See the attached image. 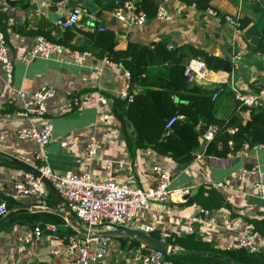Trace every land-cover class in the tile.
<instances>
[{
  "label": "crops",
  "instance_id": "1",
  "mask_svg": "<svg viewBox=\"0 0 264 264\" xmlns=\"http://www.w3.org/2000/svg\"><path fill=\"white\" fill-rule=\"evenodd\" d=\"M161 5L167 12L165 19H148L140 27H129L119 22L112 11H105L97 5L102 12L100 18L89 12L72 28L75 37L71 44L78 50L66 49L63 55L53 54L49 58H36L26 63L23 57L38 37L30 33L41 31L61 39L65 28L58 27L56 22L67 17L72 7L66 2L51 0H0V14L7 18L6 38L14 67L9 86L0 63V202L6 197L13 198L15 185L28 172L16 162L32 169L36 166L38 148L31 142L19 140L16 136L18 128L40 130L44 122H51L53 136L46 149V157L56 174L88 172L99 181L114 180L153 188L158 183L154 168L160 167L170 173L171 189H191L189 199L200 193L201 203L214 205L207 199L211 193H216L222 205L218 209L207 210L212 211L218 227H201L195 233L198 239L211 243L215 248L237 242L238 232L230 230L233 219L264 221V193L258 194L253 188L259 178L264 182L263 146L242 149L225 158H214L205 156L202 143L199 155L195 154L193 161L186 165H179L151 149H134L133 127L119 122L112 113L113 98H119L125 91L130 92L126 70L81 52L82 48L90 46V39L85 34L95 33L98 28L114 32L118 51H125L130 43L152 48L165 42L170 49L188 46L198 56L191 61L203 63L201 56H208L234 63L231 73L209 70L215 75L210 74L207 81L198 84L212 88L226 85L231 89L233 83L243 93L256 92L259 86L264 85V52L257 51L264 35V0H211L210 7L218 15L186 0H164ZM226 16L240 17L241 21H247V25L238 34L225 20ZM77 52L87 54L81 63L72 59ZM158 69L151 70L155 72ZM162 72L167 75L166 69ZM223 80L227 83H222ZM43 87H52L56 91V97L48 102L46 117L33 122L15 118L14 115L22 108L17 93L32 94ZM141 92L143 90L139 88L134 91ZM71 100L81 101V107L72 108ZM239 116L244 123L250 119L246 111H240ZM92 138L103 141V144L91 161L84 156V151ZM106 162L111 163V169L108 170ZM254 168L259 170L260 177L247 173ZM218 184L226 188H215ZM15 200L19 206L28 207L21 210L33 219L22 215L11 227L4 224L8 219L0 221V264H68L65 253L68 237L77 231L65 219V224L58 225L46 217V214L56 215L58 210L53 197L48 194L45 198L31 196ZM188 200L184 203L173 200L168 204H151L139 213L136 225L152 227L154 233L160 235L184 236L187 220L194 214L193 205L188 204ZM36 226L45 229L41 239L32 245L25 243V235ZM47 226H56L57 231L54 233L46 229ZM69 227L75 233L69 234ZM258 234L261 238L260 252H264V236ZM113 242L111 254L101 264H139L136 248H130L127 243L123 249L122 242L116 238ZM20 248L24 250L20 251Z\"/></svg>",
  "mask_w": 264,
  "mask_h": 264
},
{
  "label": "trees",
  "instance_id": "2",
  "mask_svg": "<svg viewBox=\"0 0 264 264\" xmlns=\"http://www.w3.org/2000/svg\"><path fill=\"white\" fill-rule=\"evenodd\" d=\"M92 1L105 11H113L117 6L116 2L124 0ZM163 1L139 0L137 4L149 19H154ZM186 1L204 11L212 9L211 0ZM5 21H7L5 15L0 14V29L7 35ZM241 24L244 29L247 21H241ZM72 28L65 29L61 39L41 31L30 34L43 36L52 43L74 51L78 49L71 44L75 37ZM99 29L95 33L85 34L90 39V46L82 48L81 52H87L97 60H107L129 72V95L132 96V101L113 98L112 113L119 122L128 123L133 127L134 149H151L160 156L171 158L179 165H186L193 161L194 155L202 147L203 139L199 134V128L206 129L209 126H216L218 130L214 139L205 147L206 157L225 158L240 152L244 144H248L250 148L264 147V106L241 107L234 93L226 85L212 88L198 83H188L186 68L191 60L198 57L190 47L170 49L167 43L160 42L151 48L139 43H130L125 51H118L114 32L107 29L100 32ZM257 51L264 52V35ZM149 56L154 58L155 64H150ZM201 58L210 71L231 73L234 69V63L231 61L208 56ZM155 67L159 69L154 72L151 69ZM165 69L167 75L162 72ZM137 88L142 89L143 92L134 93ZM215 95L217 97L214 99ZM189 104L192 107H189ZM174 109L178 119L172 126L173 132L167 134L165 126L172 117ZM240 111L249 113L250 119L247 122L244 123L239 116ZM231 129H236V132L230 133ZM199 194L189 199L187 203L197 204L205 209H218L222 205L216 193H211V197L207 199L214 205L201 203ZM49 196L51 197L50 194ZM3 201L8 213L19 206V202L11 197H6ZM24 212L14 211L4 224L11 227L22 215L33 219V216L25 215ZM46 217L58 225L66 223L57 215L46 214ZM2 218L0 217V221ZM253 223L256 231L264 236V221H253ZM68 233L75 232L69 227ZM151 236L161 240L159 233H152ZM116 240L122 242L123 248L127 243L130 244V248L141 246L134 240L124 238H116ZM165 243L176 248L174 255L168 257L175 264H264V252L249 254L241 249L222 251L211 243L198 239L195 233L171 237ZM216 256H224L225 259Z\"/></svg>",
  "mask_w": 264,
  "mask_h": 264
},
{
  "label": "built area",
  "instance_id": "3",
  "mask_svg": "<svg viewBox=\"0 0 264 264\" xmlns=\"http://www.w3.org/2000/svg\"><path fill=\"white\" fill-rule=\"evenodd\" d=\"M10 1L19 2L21 0ZM137 3V0L117 1V6L112 13L119 22L129 27H140L146 23L149 17L139 9ZM207 12L218 15L212 9H208ZM87 14L89 12L84 6L77 5L72 8L67 17L59 19L56 24L58 27L65 29L72 28L77 26ZM166 15L165 7L163 5L159 6L156 19L163 20ZM225 20L235 28L236 33H241L242 24L240 17L226 16ZM104 30V28L99 29L100 32ZM65 51V47L52 43L43 36H38L35 44L32 45L30 51L23 57V61L30 63L36 58H49L53 54L63 55ZM9 53L10 48L6 35L0 29V63L7 83L10 86L14 67ZM86 55L77 52L73 54L72 59L76 63H81ZM104 61L115 65L107 60ZM210 74L215 75L209 72L203 63L198 61H191L185 72L188 83H204V81L208 80L207 77ZM125 75L129 80L130 74L128 71L125 72ZM221 82L227 83L226 80ZM230 86L236 101L240 103L241 107L258 108L262 106L264 100V85L259 86L256 89L258 90L257 92L245 93L239 90L233 83ZM129 93L125 91L120 94L119 98L131 102L132 96ZM17 97L22 101V108L14 117L33 122V120L44 119L46 117L48 113V102L56 97V91L52 87H43L32 94L19 91ZM216 97L217 95L214 96V99ZM71 101L70 106L72 108L81 107L82 105L81 101ZM177 119L176 116H173L167 121L165 126L167 134L173 132L172 126ZM217 130L216 126H209L205 129L202 135L204 147L214 139ZM235 132L236 129L230 130L232 134ZM16 136L19 140L28 141L37 146L38 151L35 156L36 166L34 169L40 173V176H36L31 172H25L23 180L15 185L13 199L31 196L45 198L49 192L43 179H47L54 185L64 199L68 212L90 232L89 235H82L77 232L68 237V244L65 251L68 257V264H101L111 254L114 238L96 235L94 232L125 228L138 229L151 235L154 233L152 227L136 225V219L139 213L151 204H168L173 202V200H179L181 203H184L186 202L185 198L191 195L190 188L171 189L170 183L172 177L169 172L160 167L154 168L158 183L153 188H142L129 183H119L114 180L99 181L94 179L88 172L70 171L63 175L54 173L46 157V149L52 142L53 136V125L51 122H44L40 130L34 127H20L16 132ZM102 144L103 141L92 138L84 151V156L92 161L96 158ZM230 146H232V143H230ZM242 149L248 150L250 147L248 144H244ZM106 166L108 170L112 167L110 162H106ZM247 173L251 176L260 177L257 168L251 169ZM215 188L225 189L226 187L223 184H218ZM253 188L258 194H263L264 182L259 178L255 181ZM193 209L194 214L188 218L186 223V234L196 233L197 229L201 227H218V222L213 216L212 211L199 207L197 204H193ZM7 214L6 204L2 201L0 202V217H4ZM46 229L54 233L57 231L56 226H47ZM44 230L40 226L34 227L32 231L25 235L24 242L30 243L31 245L36 243L41 239ZM230 230L238 232V240L236 243L221 246L219 248L220 250L231 251L241 249L249 254H257L260 252L261 238L253 222L245 221L242 218H235L230 225ZM169 238H171L170 235L162 233L161 240L159 241L165 243ZM23 250V248H20V251ZM135 252L140 259L139 264H175L163 252L152 250L143 245L136 248Z\"/></svg>",
  "mask_w": 264,
  "mask_h": 264
},
{
  "label": "water",
  "instance_id": "4",
  "mask_svg": "<svg viewBox=\"0 0 264 264\" xmlns=\"http://www.w3.org/2000/svg\"><path fill=\"white\" fill-rule=\"evenodd\" d=\"M52 2L55 3H61V2H66L69 7H75L77 5H82L84 6L88 12L91 14H94L96 18H100L102 16V12L99 11V8L96 4L89 0H51ZM139 2V0H137ZM149 62L150 64H153L154 58L152 56H149ZM189 107H192L191 104H189ZM176 115V110L174 109L172 113V117ZM197 115V114H196ZM205 127H202L200 130V136L203 135ZM200 150L197 151L196 155H199ZM16 164L23 169L27 170L28 172H31L35 174L36 176H40V173L36 171L35 169L30 168L29 166L22 164L20 162H16ZM43 182L45 183L47 190L49 194L53 197L55 200L58 210L56 211V215L62 217L65 219L78 233L82 235H89L90 232L86 230L75 218L72 214H70L65 206L64 199L58 192V190L54 187V185L48 181L47 179H43ZM186 200L189 199V197L185 198ZM28 207L24 206H18L16 207L13 211L9 212L6 216L2 218V220L8 219L14 211L21 210V209H26ZM48 232V231H46ZM96 235L100 236H109L112 238H124V239H129V240H134L139 242L141 245L144 247L150 248L152 250L160 251L166 254L168 257L173 256L176 248L173 246H169L166 243H163L159 240L154 239L151 235L140 231L138 229H114V230H107V231H98L94 232ZM217 258L220 259H225L224 256H216Z\"/></svg>",
  "mask_w": 264,
  "mask_h": 264
},
{
  "label": "rangeland",
  "instance_id": "5",
  "mask_svg": "<svg viewBox=\"0 0 264 264\" xmlns=\"http://www.w3.org/2000/svg\"><path fill=\"white\" fill-rule=\"evenodd\" d=\"M120 248H121V246H120ZM120 248H119V249H120ZM123 249H125V248H123ZM131 257L134 259V256H131Z\"/></svg>",
  "mask_w": 264,
  "mask_h": 264
}]
</instances>
